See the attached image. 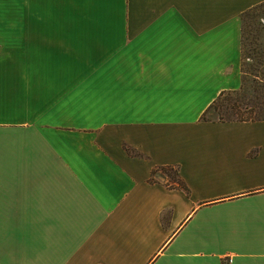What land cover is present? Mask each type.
I'll return each mask as SVG.
<instances>
[{"label": "crops", "instance_id": "obj_1", "mask_svg": "<svg viewBox=\"0 0 264 264\" xmlns=\"http://www.w3.org/2000/svg\"><path fill=\"white\" fill-rule=\"evenodd\" d=\"M262 3L0 0V264H264V122L202 119Z\"/></svg>", "mask_w": 264, "mask_h": 264}, {"label": "trees", "instance_id": "obj_2", "mask_svg": "<svg viewBox=\"0 0 264 264\" xmlns=\"http://www.w3.org/2000/svg\"><path fill=\"white\" fill-rule=\"evenodd\" d=\"M264 3L252 8L242 16L241 73L242 86L238 91L225 92L203 115L214 109L221 112L220 123L264 122ZM248 62H251L248 64ZM130 153V149H127ZM173 170L174 181L185 188L177 179L174 169L162 168L159 172Z\"/></svg>", "mask_w": 264, "mask_h": 264}, {"label": "rangeland", "instance_id": "obj_3", "mask_svg": "<svg viewBox=\"0 0 264 264\" xmlns=\"http://www.w3.org/2000/svg\"><path fill=\"white\" fill-rule=\"evenodd\" d=\"M264 42V41H263ZM251 62H248V64H250ZM222 114L221 112L219 111H216L214 109L210 110L207 114H206V119L207 120H215V121H218L220 118H221V115ZM165 174H167L171 179H174L175 177V174H174V171L173 170H168V171H165L164 174H157L153 180L154 181H159L161 179V176H164Z\"/></svg>", "mask_w": 264, "mask_h": 264}]
</instances>
